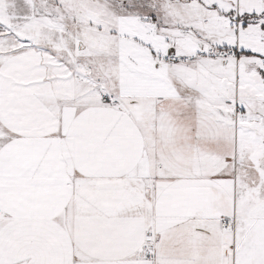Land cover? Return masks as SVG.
Masks as SVG:
<instances>
[{
    "label": "snow or ice",
    "instance_id": "1",
    "mask_svg": "<svg viewBox=\"0 0 264 264\" xmlns=\"http://www.w3.org/2000/svg\"><path fill=\"white\" fill-rule=\"evenodd\" d=\"M0 264H264V0H0Z\"/></svg>",
    "mask_w": 264,
    "mask_h": 264
}]
</instances>
